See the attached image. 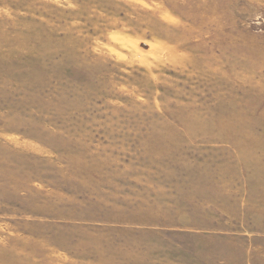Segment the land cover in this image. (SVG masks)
I'll return each mask as SVG.
<instances>
[{"label": "rangeland", "instance_id": "1", "mask_svg": "<svg viewBox=\"0 0 264 264\" xmlns=\"http://www.w3.org/2000/svg\"><path fill=\"white\" fill-rule=\"evenodd\" d=\"M0 264H264V0H0Z\"/></svg>", "mask_w": 264, "mask_h": 264}]
</instances>
